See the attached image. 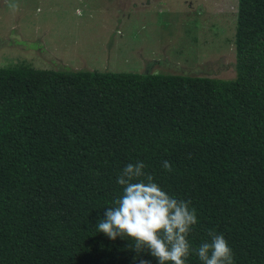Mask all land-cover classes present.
<instances>
[{
	"label": "trees",
	"instance_id": "trees-1",
	"mask_svg": "<svg viewBox=\"0 0 264 264\" xmlns=\"http://www.w3.org/2000/svg\"><path fill=\"white\" fill-rule=\"evenodd\" d=\"M234 45L229 79L0 67V264H157L96 229L137 161L190 201L193 249L264 264V0H237Z\"/></svg>",
	"mask_w": 264,
	"mask_h": 264
},
{
	"label": "rangeland",
	"instance_id": "rangeland-1",
	"mask_svg": "<svg viewBox=\"0 0 264 264\" xmlns=\"http://www.w3.org/2000/svg\"><path fill=\"white\" fill-rule=\"evenodd\" d=\"M237 0H0V67L235 76Z\"/></svg>",
	"mask_w": 264,
	"mask_h": 264
},
{
	"label": "clouds",
	"instance_id": "clouds-1",
	"mask_svg": "<svg viewBox=\"0 0 264 264\" xmlns=\"http://www.w3.org/2000/svg\"><path fill=\"white\" fill-rule=\"evenodd\" d=\"M162 167L172 171L165 160ZM143 161L127 164L117 177L122 194L107 206L96 229L108 238H129V247L139 254L145 250L157 264H186L195 253L201 264H234L233 252L222 234L209 231V240L193 249L188 236L198 219L190 201L169 196L152 175L145 173ZM143 177L144 179H140ZM139 264H150L140 259Z\"/></svg>",
	"mask_w": 264,
	"mask_h": 264
}]
</instances>
